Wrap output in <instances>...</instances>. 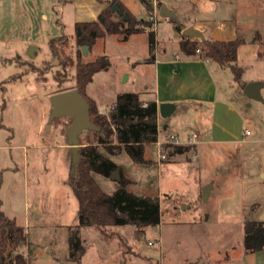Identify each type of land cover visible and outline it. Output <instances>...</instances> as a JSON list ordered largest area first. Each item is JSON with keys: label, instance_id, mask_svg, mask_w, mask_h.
I'll return each instance as SVG.
<instances>
[{"label": "rangeland", "instance_id": "rangeland-1", "mask_svg": "<svg viewBox=\"0 0 264 264\" xmlns=\"http://www.w3.org/2000/svg\"><path fill=\"white\" fill-rule=\"evenodd\" d=\"M102 1L111 12L113 0H76L75 8L68 2L62 21L60 0H0V199L4 213L25 230L19 251L29 264H76L69 257V227L77 225L79 212L66 137L71 119L50 122L51 97L76 89V57L82 46L74 40V24L78 13L90 18ZM161 1L158 8L165 4L175 10L178 23L159 16L155 26L148 20L151 2L146 12L141 0H123V8L144 32L129 43L122 35L108 36L81 53L84 62L107 56L112 63L108 71L96 73L86 94L109 116L121 94L147 99L156 97V88L163 97L173 93L179 99L177 111L160 120L161 141L169 142L171 134L180 141L196 134V144H189L195 150L177 158L166 155L158 167V151L148 145L146 158L152 164L147 168L124 153L112 156L131 182L128 191L159 198L161 220L158 227L143 231L130 225L110 227L105 236L84 227L82 264H264V250L249 254L243 241L244 223L264 217V86L262 101L249 98L241 86L264 83V0ZM178 24L198 26L206 41L242 39L237 55L242 82L234 81L230 69L206 63L201 51L186 57ZM154 29L169 59L178 62L161 79L144 61L150 57L149 32ZM63 34L66 39L58 42L60 57L55 58L49 41ZM88 140L82 135L80 145ZM111 142L116 144L115 137ZM95 178L108 194L121 187L120 181ZM207 185L212 189L204 200Z\"/></svg>", "mask_w": 264, "mask_h": 264}, {"label": "trees", "instance_id": "trees-1", "mask_svg": "<svg viewBox=\"0 0 264 264\" xmlns=\"http://www.w3.org/2000/svg\"><path fill=\"white\" fill-rule=\"evenodd\" d=\"M118 3L124 13L129 14L128 21L123 16L113 18L110 10H105L95 22H78L74 25V40L77 46H82L81 52L76 57V89L88 101L91 121L99 128L98 131L86 133L89 140L82 145L80 150V163L75 173L71 175V185L79 201L78 223L69 227V257L76 264H82V259L87 248L82 243L80 232L84 227H94L101 231L103 236L110 227L130 225L138 230L154 226L158 227L161 220L160 200L158 197H144L128 191L131 182L123 175L120 165L112 160V156L124 153L133 164L141 167H150L152 161L147 159V146L154 145L158 139V113L157 103L149 101L144 103L137 93L121 94L114 102V106L106 116L98 111L95 100L86 95V89L94 81L96 73L108 71L112 63L107 56H100L93 62H84L81 59L83 47L93 48L97 40L105 39L112 35H122L123 40L140 32L135 17L126 11L121 0ZM146 8H150V0L143 1ZM177 30H184L180 24ZM66 39L63 34L49 41L52 56L60 57L58 42ZM181 49L187 56L199 55L197 50L200 44L195 40L181 41ZM204 49H200L201 56L208 61L216 62L221 68L230 69L237 84L242 82L243 69L238 65V50L245 44L242 39L236 38L228 41L202 42ZM150 57L154 59L156 39L154 30L149 32ZM84 55V54H83ZM57 77V76H56ZM17 76L11 79H16ZM58 78V77H57ZM242 89L246 86L241 84ZM115 137L116 144H112ZM195 150L189 145L174 146L164 145L163 152L169 157L177 156ZM116 151H119L116 153ZM120 170L121 187L112 194L106 193L97 181L96 176L109 178ZM73 170V167H72ZM4 183L3 170L0 168V189ZM3 202L0 199V264H29L27 258L19 251V245L26 242L25 230L16 220L9 218L4 213ZM244 248L247 253H256L264 250V221L249 219L244 223Z\"/></svg>", "mask_w": 264, "mask_h": 264}, {"label": "water", "instance_id": "water-1", "mask_svg": "<svg viewBox=\"0 0 264 264\" xmlns=\"http://www.w3.org/2000/svg\"><path fill=\"white\" fill-rule=\"evenodd\" d=\"M159 11L160 17L162 16L164 18L174 20L177 23L179 22V16L177 15L176 11L168 8L165 4L161 5ZM111 12L120 14L121 16H123L125 21H128L129 19V14L124 13L118 3H114L112 5ZM182 33L188 39H200L202 42L206 41L204 33L195 26L185 28ZM88 49L89 46L83 47L84 55L87 54ZM31 52V54H33L34 56V50ZM263 86V82L247 83L243 91L249 98L262 101L263 98L261 95V89ZM158 110L160 116L162 118H166L174 113L175 105L171 103H163L159 105ZM64 117H68L71 119V124L67 127L66 137L67 145L71 148L72 151L73 174L75 173V170L80 163L79 153L82 148V145H80L81 136L90 131H98L99 128H97L91 121V112L88 101L83 95H81V93L77 89L64 90V92L56 93L51 97L50 122H54V120ZM110 178L113 181H121L120 170H115ZM211 189L212 185H207L203 189L202 192L204 200L208 199L211 193ZM260 221H264V217H262Z\"/></svg>", "mask_w": 264, "mask_h": 264}, {"label": "crops", "instance_id": "crops-1", "mask_svg": "<svg viewBox=\"0 0 264 264\" xmlns=\"http://www.w3.org/2000/svg\"><path fill=\"white\" fill-rule=\"evenodd\" d=\"M142 1V0H141ZM168 1H177V0H168ZM60 2H63V4H62V6H61V8H59V13H61L62 14V21H63V19H65V17H66V13H67V9H68V2H70V3H72V5H73V7L74 6H76V0H60ZM143 2V1H142ZM158 2L159 3H162V1L161 0H158ZM121 3H123V0H121ZM27 4H25V6H24V4L23 5H20L22 8L24 7V8H27V6H26ZM28 7H31V9H34L35 11H36V8H39V7H34V6H32V5H29ZM75 8V7H74ZM124 8H126V6L124 5ZM127 9V8H126ZM103 11H105V5L103 4V1H102V4H101V6L100 7H98L97 9H95V11L93 12V14H92V16L90 17V18H85V14H83V13H78L77 14V17H78V19H77V23L78 22H95L96 20H98V18H99V16L103 13ZM143 11H146V6H145V4H143ZM7 11H5L4 13H6ZM69 12V11H68ZM147 12V11H146ZM76 13H77V11H76ZM177 13V12H176ZM62 21L60 22V19L58 20L57 19V25H61L62 24ZM76 24V23H75ZM74 24V25H75ZM196 28H198V29H200L198 26H196V25H194ZM193 26V27H194ZM186 28H188L189 26H185ZM185 29V28H184ZM201 30V29H200ZM202 31V30H201ZM154 32H155V34H156V31H155V29H154ZM183 32V31H182ZM182 32H180L181 34V39H180V42L181 41H184V39L182 38V37H185L184 35H183V33ZM203 32V31H202ZM133 37H134V35H131V36H129L128 37V40L126 41L127 43H129L130 41H132V39H133ZM186 38V37H185ZM155 39H156V50H155V56H154V59L153 60H151V61H147L149 58H146L144 61H145V63L146 64H151L153 67H154V72H155V77H159L160 79H161V74H163V73H167L168 72V69H169V66L170 65H172V66H175L176 64H178V62H173V61H171L170 59H169V56H167V49H166V46L164 45V46H162L161 47V44H160V41L156 38V35H155ZM186 40V39H185ZM191 41H195V40H192V39H190ZM185 56L186 57H188V58H190V59H192V58H194V57H192V56H187L186 54H185ZM197 56V55H196ZM200 56V55H199ZM200 61V60H199ZM205 61H207V60H205ZM138 63V62H137ZM179 63H181L182 64V62L180 61ZM206 63H212L211 61H207ZM220 67V66H219ZM173 69H175L174 67H173ZM169 72H171V70H169ZM175 72L176 73H178V71H176V69H175ZM158 77H157V79H158ZM86 91H87V89H86ZM137 94H139V93H137ZM154 94H155V98H152V97H147V99H143L142 98V96H141V94H139L140 95V98H141V100L144 102V103H147V102H149V101H155L156 103H157V108L159 107V105H161V104H163V103H171V104H174L175 105V111H174V113L177 111V102H179L178 100V98L177 97H175L174 96V94L173 93H170L169 92V96H166V95H164V97L162 96V89H158V88H156V90H155V92H154ZM87 95V94H86ZM89 96V95H88ZM90 97V96H89ZM163 97V98H162ZM90 98H92V97H90ZM165 98V99H164ZM93 99V98H92ZM93 100H95V99H93ZM96 101V100H95ZM96 103H97V101H96ZM100 110V109H99ZM101 111V110H100ZM102 113H105V111H101ZM162 119V117L160 116V114L158 113V127H159V122H160V120ZM163 131H162V129H161V127H159V134H158V139H157V141L158 142H160V143H164V142H162L161 141V133H162ZM171 135H174V134H171ZM175 136H177V135H175ZM178 137V136H177ZM178 139H179V137H178ZM189 139L188 140H181L180 141V139H179V142L180 143H182L181 145H189ZM196 143H194V145H195ZM180 145V146H181ZM154 146V148L158 151V146L156 145V144H154L153 145ZM175 146V145H174ZM166 154V153H165ZM167 155V154H166ZM180 155H177V156H174L175 158H177V157H179ZM159 160V159H158ZM162 162L159 160V163H157V165H158V167L160 166V164H161Z\"/></svg>", "mask_w": 264, "mask_h": 264}, {"label": "built area", "instance_id": "built-area-1", "mask_svg": "<svg viewBox=\"0 0 264 264\" xmlns=\"http://www.w3.org/2000/svg\"><path fill=\"white\" fill-rule=\"evenodd\" d=\"M150 2L153 4V8L152 11L153 13L148 17V20L150 22H152V24H154L156 26L157 22H158V18L160 16V11L158 8V0H150ZM200 52V49L197 50V53ZM159 131V128H158ZM250 132L247 131L246 135H248ZM197 139V135L194 134L191 137H189V144H194L195 140ZM166 144H171V145H175V146H180L182 143L179 142V139L177 136L175 135H170V140L169 142H164V143H160V142H156V145L158 146V159L162 162L165 161L166 159V154L163 152V148L164 145Z\"/></svg>", "mask_w": 264, "mask_h": 264}]
</instances>
